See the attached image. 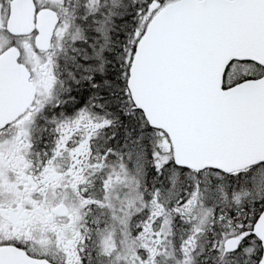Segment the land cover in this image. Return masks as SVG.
Masks as SVG:
<instances>
[{"label":"snow or ice","instance_id":"snow-or-ice-1","mask_svg":"<svg viewBox=\"0 0 264 264\" xmlns=\"http://www.w3.org/2000/svg\"><path fill=\"white\" fill-rule=\"evenodd\" d=\"M0 264H264V0H0Z\"/></svg>","mask_w":264,"mask_h":264}]
</instances>
